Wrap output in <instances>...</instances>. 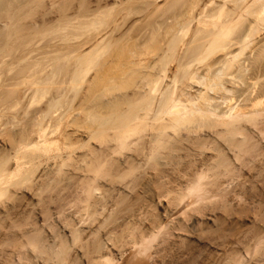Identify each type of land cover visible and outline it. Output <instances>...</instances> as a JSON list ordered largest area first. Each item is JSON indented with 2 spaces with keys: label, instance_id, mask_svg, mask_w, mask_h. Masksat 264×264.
I'll use <instances>...</instances> for the list:
<instances>
[{
  "label": "bare ground",
  "instance_id": "6f19581e",
  "mask_svg": "<svg viewBox=\"0 0 264 264\" xmlns=\"http://www.w3.org/2000/svg\"><path fill=\"white\" fill-rule=\"evenodd\" d=\"M132 2L0 0V264H263L264 0Z\"/></svg>",
  "mask_w": 264,
  "mask_h": 264
},
{
  "label": "rangeland",
  "instance_id": "374dc122",
  "mask_svg": "<svg viewBox=\"0 0 264 264\" xmlns=\"http://www.w3.org/2000/svg\"><path fill=\"white\" fill-rule=\"evenodd\" d=\"M139 1H140V0H139ZM132 3H133V4L136 3L135 5H139V4H140V3L138 2V0H137V1L134 0V2H132ZM140 23H142V22H141V21L138 22V25H140ZM263 35H264V34H263ZM263 35H262V37H260V39H258V41H257V43L259 44L258 46H256L257 49H255V50L252 49V51H251L250 49L247 50V51H246V54H244V57H242L241 60H244L245 58H248V61H249V60L252 61V59L254 58V54H255V52H259V50H258V48H260L259 46L262 47L263 44H264V36H263ZM46 41H47V42H46ZM51 41H52V42H51ZM58 41H60V40H58ZM58 41H57V39H56V41H55V39H54V40H51V37H50V38L47 37V38H45L44 42L42 41V43H40L41 45H44V43L47 44V43L50 42L49 44L53 43L52 45H54V43H55V45H58V46H59V47H58V46H55V45H54V46H52V48H48V47H47L48 50H47L46 48L44 49L45 52L47 51V52H46V53L48 54L47 56H49L50 59L56 57V55H58V54H59V56L62 57L63 54L65 53V52L62 50V49H64L63 42L60 43V42H58ZM132 41H134V40H132ZM128 42H130V41H128ZM142 42L144 43V41H142V40H138V45H139V47H140L141 50H142V47H143V50H145V49H146V45L148 46L149 43H148V44H146V43L143 44ZM141 43H142L143 45H141ZM257 43H256V44H257ZM61 44L63 45L62 47H60ZM127 44H129V43H127ZM144 46H145V47H144ZM53 47H54V48H53ZM152 47H153V44H152ZM152 47L149 46L148 49H149V48L151 49ZM59 48H60V49H59ZM262 48H264V46H263ZM54 49H55V50H54ZM56 49H58V50L56 51ZM150 49H149L150 54L147 55V58H149V57H151V56L153 57V54H152L153 51H152V49H151V51H150ZM53 50H54V51H53ZM60 50L63 51V54H62V52H61ZM153 50H154V49H153ZM256 50H258V51H256ZM263 50H264V49H263ZM44 51H42L43 56H42L41 51H38L39 53H38L37 51H35V53H32V55L29 54V55H30V58L33 56V57L31 58V60H30V58L28 57V59L26 58L27 60H26V59L23 60L22 63H20L19 65H27V64H29V63L31 64V63L35 62L37 59H40V58H41L40 60H42V58H43V61H42V62H44V63L47 62V61H49V58L47 59V58L44 56V54H45ZM58 51H59V52H58ZM49 52H50V53H49ZM53 52H54V53H53ZM55 52L58 53V54L55 55ZM60 52H61V53H60ZM249 52H250V53H249ZM252 53H253V54H252ZM49 54H50V55H49ZM60 54H61V55H60ZM29 55H28V56H29ZM39 55H41V56H39ZM37 56H38V57H37ZM52 56H54V57H52ZM250 56H251V59H249ZM255 56H256V54H255ZM263 56H264V53H263ZM263 56H262V57H263ZM36 57H37V59H36ZM51 57H52V58H51ZM255 58H256V57H255ZM263 58H264V57H263ZM33 59H35V60H33ZM44 59H45V60H44ZM32 60H33V61H32ZM52 60H53V59H52ZM52 60H51V62H52ZM24 61H25V62H24ZM28 61H29V62H28ZM31 61H32V62H31ZM60 61H61L63 64L65 63V61H62V59H61ZM263 62H264V61H263ZM26 63H27V64H26ZM65 64H66V63H65ZM263 65H264V64H263ZM263 65H262V67H263ZM14 66H16V65H14ZM65 66H66V65H65ZM109 66H110V65H109ZM112 66H113V65H112ZM257 66H258V65H256V67H257ZM63 67H64V66H63ZM71 67H73V66H70V67L67 66V67H66V70H69V71L66 72L67 75H69V76L66 75V76H67V77H66V81L69 80L68 77H70V74H68V72L70 73V71L74 68V67H73V68H71ZM219 67L221 68L222 66H218V69H217V66H216V67L213 66V67H212V69L214 68L213 70H211V71H207V70H206L207 73H208V72L210 73V75H207V76L204 75V74H207L206 71H205L204 69H200L199 73H200V74L203 73L201 76L204 75L205 77L209 78V76H212L211 73L213 74V73L215 72V70H216V71H217V70H224V71H223V77H224L223 79L225 80V78H226L225 81H227V85L229 86V88H231V87L235 88V89L231 88L232 91L229 92V93H227V95H228L230 98H232V103H233V100H235L233 104H235V103H239V104L244 103V102H242V100H243L242 98L247 99L248 96L251 94L250 92H252L253 89H254V88H253V85L255 84L254 82H255L256 79L254 80V82H252L253 80L251 81V79H253L252 77L254 76V75L251 74V72H255V70H256L255 68H256V67H255V66H251V68H252V67H255V68H252L254 71H253L250 67H249V69H251V71H249V72H247V73H246L245 71H243L245 74H247V75H245L246 77L244 76V73L242 72V70H241V69H240V70L238 69V68H239L238 65H234L233 67H229V68H228V66H227V69H224V66H223L222 69H219ZM236 67H238V68H236ZM225 68H226V67H225ZM232 68H233V69H232ZM70 69H71V70H70ZM236 69H237V71H236ZM238 70H239V71H238ZM204 71H205V72H204ZM212 71H214V72H212ZM10 72H11V71H10ZM10 72H9V73H10ZM226 72H227V73H226ZM238 72H239L240 74H242V73H243V74L240 76V74H239ZM93 73H94V72H92V74H93ZM108 73H109V72H106V75H105L104 77H102V78H105V79H103L102 81H100V80L102 79V78H100V80L98 81V85H99V86L97 85V87H96V91H97V93H98V92H102L103 89H104V86H105L107 83H113V82H112L113 79H114V78L112 77L113 75L110 74V73L108 74ZM233 73H234V74H233ZM228 74H230V75H228ZM248 74H250L251 77H248V76H249ZM231 75H233V76H231ZM235 75H236V76H235ZM230 76H231L232 78H235V77H236V78H235V79H232ZM239 76H240V78H239ZM242 76H244L243 79H242ZM227 78H228V79H227ZM229 78H231V79L233 80V82L228 81ZM1 79H2V78H1ZM248 79H249V80H248ZM246 80H247V81H246ZM104 81H105V82H104ZM108 81H109V82H108ZM206 81H208V79H206ZM225 81H224V82H225ZM238 81H239V82H238ZM249 81H250V82H249ZM263 81H264V80H263ZM1 82H2V81L0 80V83H1ZM99 82H100V83H99ZM68 83H69V82L67 81V85H68ZM102 83H103V84H102ZM225 83H226V82H225ZM228 83H229V84H228ZM237 83H238V84H237ZM253 83H254V84H253ZM230 84H231V85H230ZM247 84H248V86H247ZM233 85H234V86H233ZM239 85H240V86H239ZM65 86H66V85H65ZM230 86H231V87H230ZM250 86H251L252 88H251ZM98 87H99V89H102V91L99 90ZM248 88H250L249 91H248ZM237 90H238V91H237ZM244 90H245V91H244ZM80 91L82 92V89H81ZM246 91H247V92H246ZM72 92H73V91H70V93H69V97H72V98H73V97H74L73 95H74L75 93L73 92V93H74V94H73ZM81 92H79V93H81ZM232 92H234V93H232ZM244 92H245V93H244ZM243 93H244V94H243ZM248 93H249V95H248ZM232 94H234V95H232ZM245 94H246V95H245ZM93 95H94V96H97V95H95V94H93ZM49 96H50V95H49ZM81 96H82V93H81V94H78L77 98H75V99H76V100H75V104H76V102H79V103H80V101H81V100H80V99H81ZM231 96H232V97H231ZM233 96H234V99H233ZM79 97H80V98H79ZM72 98H71V99H72ZM239 98H240V99H239ZM245 99H244V100H245ZM244 100H243V101H244ZM77 104H78V103H77ZM225 106L227 107V105H222V107H221L222 110L226 109ZM223 108H224V109H223ZM76 114H77V113H76ZM257 133H258V132H257ZM256 136H257V138H258L261 142H263V143L260 142V143H261V146H264V138H263V136L260 135V136H261V137H260L258 134H256ZM226 144H227V143H226ZM262 144H263V145H262ZM227 145H228V144H227ZM53 166H54V165H52L49 169L47 168V170H46V169L44 170V168H43L40 172H39V171L37 172L38 174L36 173V177H34V178L38 179V180H35V181H36L37 183L39 182V185H40V182H41V179H42L41 175H42L44 172H47V173H48V172H51V173L54 172L56 166H54V167H53ZM51 168H53V169H52L53 171L51 170ZM40 169H41V168H40ZM40 169H39V170H40ZM48 170H49V171H48ZM51 173H50V174H51ZM37 176H38V177H37ZM39 176H40V177H39ZM261 178H263V177H261ZM6 194H7V193H6ZM35 196L37 197V195H34V198H31V199H30V200H31V203L28 204L30 207L27 205L29 208H28V207H26V208H27V210H28V209L31 210V208H35V209H33L34 211H35V210H38V212H40L41 209H40V210L38 209V208H40V205H39L40 203H38L39 200L37 201L38 197L36 198ZM38 196H39V195H38ZM3 197H4V196H3ZM7 197H8V195H6V197H5L4 199H6ZM32 199H33V200H32ZM54 203H55V202H53V206L51 205V209H54V210H55V211L52 210L53 212H55V213L53 214V216H54V220L56 221L55 223L57 224L58 229H59V228L62 229V228H61V227H62V225H61V224H62V223H61L62 220H61V218H58V217H57V216H59V215H58V210H56V207H55V206H56V203H55V204H54ZM34 204H35L36 206H35ZM53 212H52V213H53ZM56 214H57V215H56ZM55 216H56V217H55ZM56 219H57V220H56ZM58 219H59V220H58ZM60 220H61V221H60ZM246 223L249 224L250 222H248V220H246ZM58 224H59V225H58ZM245 233H246V232H245ZM245 233L242 234L243 237H244V234H245ZM247 234H248V237H249V236H250V233L247 232ZM247 234H246V235H247ZM250 237H252V236H250ZM250 237H249V238H250ZM246 239L248 240L247 236H245V240H246ZM246 258H247V257H246ZM247 259H248V258H247ZM263 260H264V259H263ZM263 260H261L260 262H263V264H264V261H263ZM253 261H254V259L252 260V263H251V261H249V262H250L251 264H253ZM247 262H248V261H247ZM255 263H256V261L254 262V264H255ZM257 263H259V261H258ZM259 264H260V263H259Z\"/></svg>",
  "mask_w": 264,
  "mask_h": 264
}]
</instances>
